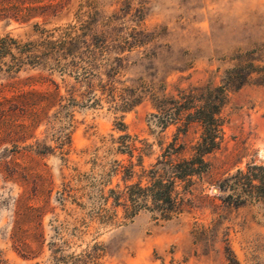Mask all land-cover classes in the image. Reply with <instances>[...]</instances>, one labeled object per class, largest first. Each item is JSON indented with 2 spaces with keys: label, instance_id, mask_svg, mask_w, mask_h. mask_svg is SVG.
Instances as JSON below:
<instances>
[{
  "label": "rangeland",
  "instance_id": "rangeland-1",
  "mask_svg": "<svg viewBox=\"0 0 264 264\" xmlns=\"http://www.w3.org/2000/svg\"><path fill=\"white\" fill-rule=\"evenodd\" d=\"M17 1L33 8L0 13V36L24 42L37 39L36 26L57 34L89 22L85 38L100 46L92 56L80 46L76 71L50 58L18 69L0 59V264H229L218 237L193 236L194 224L212 217L206 198L168 219L149 208L124 218L119 206L101 215V189L122 185L109 167L127 156L111 138H145L144 167L173 138H198L195 123L185 133L160 126L148 84L164 92L218 84L230 57L251 49L264 65V0ZM220 116L222 139L201 183L208 195L217 178L264 160V83L229 90ZM222 224L237 264H264V206L231 207Z\"/></svg>",
  "mask_w": 264,
  "mask_h": 264
},
{
  "label": "trees",
  "instance_id": "trees-1",
  "mask_svg": "<svg viewBox=\"0 0 264 264\" xmlns=\"http://www.w3.org/2000/svg\"><path fill=\"white\" fill-rule=\"evenodd\" d=\"M32 8L31 4L20 5L17 0H6L0 6V13L6 11L19 17L28 15ZM88 24L80 22L76 27L70 24L57 34H54V29L36 26L37 39L24 42L5 34L0 36V59L8 55L6 66L18 69L22 64H36L50 58L61 72L71 68L76 71L80 46L87 48L89 56H92L94 47L100 46L94 39L97 35L92 36V42L86 40L84 30L88 29ZM69 56L70 59H66ZM230 58L234 62L223 71L218 84L176 85L173 92H164L162 83L147 85L146 91L156 110L153 115L160 126L174 123L176 130L185 133L187 127L195 123L199 128L198 138L188 145L173 138L148 167L141 163L142 156L150 147L145 138H137L135 134L130 136L127 132L111 138L115 142V150L127 157L125 162L114 159L109 167L113 173L120 174L122 185L109 187L104 193L101 189V215H107L108 211L115 215V208L119 206L124 218L132 217L141 208H149L156 217L168 219L188 211L195 205V200L206 198L212 217L207 225L195 223L193 236L218 237L227 263L237 264L228 244V225L222 222L231 207L251 202L264 206V160L246 161L217 178L212 183L217 192L211 195L204 192L201 183L211 166L207 154L214 151L222 139L220 108L227 92L248 82L264 83V65L254 62L252 49L237 52ZM57 97L64 98L62 95ZM134 166H138V173H135ZM133 174L138 178L129 181ZM142 178L144 182H141Z\"/></svg>",
  "mask_w": 264,
  "mask_h": 264
}]
</instances>
